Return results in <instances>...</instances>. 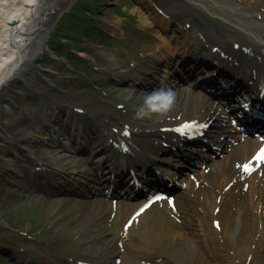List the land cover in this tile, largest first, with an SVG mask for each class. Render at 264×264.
<instances>
[{
  "label": "bare ground",
  "instance_id": "6f19581e",
  "mask_svg": "<svg viewBox=\"0 0 264 264\" xmlns=\"http://www.w3.org/2000/svg\"><path fill=\"white\" fill-rule=\"evenodd\" d=\"M59 1L0 0V93L11 94L10 99H5L7 104L14 95H20L13 90L8 92L10 86L19 83L31 87L34 79L39 78V72L26 69L34 57V53L29 54V47L35 42V49H41L42 41L38 40L41 26L62 12L58 9ZM161 4L165 8L157 11L156 19L158 23L162 19L164 27L172 26L173 7L166 1ZM178 4L180 14L192 11L188 18H179L180 39L173 50L170 47L164 50L156 43L160 36L138 11L144 28L152 31L148 38L152 45L128 61L118 62L105 55L106 70L115 81H128L140 89L151 83L148 77L156 79L157 74L166 87L173 88L179 84L172 82V77L183 78L184 74L212 99H217L223 105L221 110L202 101L188 88L181 96L175 94L168 110L152 112L157 115L154 121L150 120L152 114L120 115L100 107L94 114L103 127L96 129L84 127L81 122L90 107L72 106L81 113L68 110L64 123L58 117L63 105L51 100L44 107L45 123L34 118L29 126L14 134L19 146L4 151L13 154L24 150L33 154L40 167H48L45 172L55 173L54 166L65 165L66 170L70 169L68 185L92 184L96 196L111 199L96 203L93 211L97 218L114 213L112 200L117 195L113 190L122 186L120 190L126 188V193L130 188L139 192L136 197L127 195L137 203L124 204L121 212L116 209L123 224L116 242L103 241L104 254L98 251V257L90 254L77 264H107L110 259L105 256L107 252L114 258L121 243L133 245L137 240L144 252H149V240L157 242L151 252L154 264H164L163 249L191 255L193 264L195 255L196 264H205L204 257L213 264H264V159L259 158L264 150V0H178ZM134 96L135 105L140 97L137 93ZM224 117L233 119L232 126L226 127ZM210 128L215 130L216 142L228 138L226 148L216 146L214 156L221 155V159L205 164L197 157L194 173L182 180V188L172 193L168 181L175 180V173L160 167L168 169L167 160L190 162L193 153L183 147L201 140L198 132L206 133ZM113 129L118 132L112 133ZM251 132L262 134L253 139ZM232 140L234 143H230ZM37 146L40 148L35 152ZM76 151H82L85 158L82 163L71 165L69 155ZM97 153L101 155L97 157ZM165 155L168 159H162ZM103 163L107 164L110 176L97 181V169ZM151 163L158 167L154 164L151 168ZM158 195L160 199L146 207ZM117 222L113 228L119 227ZM192 226L200 228L201 241L197 242L204 257L197 254L193 234L187 233ZM100 227L102 241L111 233L112 225L107 221ZM222 251H227L228 256H223ZM14 254L11 259L25 264L21 253Z\"/></svg>",
  "mask_w": 264,
  "mask_h": 264
},
{
  "label": "rangeland",
  "instance_id": "374dc122",
  "mask_svg": "<svg viewBox=\"0 0 264 264\" xmlns=\"http://www.w3.org/2000/svg\"><path fill=\"white\" fill-rule=\"evenodd\" d=\"M165 1L173 7L171 15L174 17L171 18L173 25L169 27L162 25V19L159 20L161 23L156 19L157 11L165 8L161 4ZM75 4L77 6H74ZM177 4L178 0H60L58 9L62 12L55 14L50 21L41 26V34L38 37V40L42 41L41 49L37 51L36 43L31 44L29 54L34 53V57L27 61L26 65L28 71L39 72V78L34 79V87L19 86V83L15 87L10 86L8 92L13 90L20 95H14L9 104L5 99L7 97L10 99L11 94L8 96L7 93H0V264H19L16 263L17 260L11 259L15 255L14 252L22 254L25 264H77L90 254L98 257L100 254L97 252H102L103 241L114 244L115 237L123 225L116 209L121 212L124 204L137 203L134 198H127V195L136 197L138 191L130 188L129 193H126V188L121 191L119 187L113 190L114 195H117V198L112 200L114 213L107 218L102 216L97 218L98 214L93 211L98 206L96 203L100 199L106 202L111 199L102 195L96 196L94 189L91 188L92 184L86 182L83 185H68L66 181L70 169L66 170L65 165L54 166V170L57 171L55 173L45 172L48 167H40L36 157L27 151L13 154L4 152L12 151L19 146L13 138L14 134L24 130L34 118H40L39 122L45 123L44 114L47 111L45 108L49 101H58L63 105L58 117L64 123L68 119L65 113L71 111L72 106L90 107L91 111L86 117L81 118V122L84 127L89 125L96 129L102 125L99 118H95L96 109L103 107L120 115H125L126 112L137 113L141 106H145L146 97L160 89H171L178 97L182 95L183 90L191 88L202 101L209 102L215 109L223 108L217 99H212L207 91L196 86L194 79L184 77V74L183 78L172 77L171 81L179 84L177 86L174 84L173 88L166 87L164 80L157 74L156 79L148 77L151 83L146 85L145 89H140L128 81H115L106 70L108 63L105 55H111L118 62L128 61L140 50H146L152 45L148 40L152 31L144 28L138 11L142 12L143 17H147L149 27L160 36L156 43L163 46L164 50H168V47L173 50L180 39L179 18L182 20L188 18L192 11L185 10L180 14ZM72 6L74 9L70 11ZM135 93L140 98L134 105L133 101L137 100ZM77 110L73 109L76 113ZM151 116L150 120L154 121L157 115L152 113ZM224 120L226 127L232 126V118L224 117ZM214 131L210 128L206 133H201V140L188 144V151L192 152L194 157L191 158V163L167 160L168 169L165 166L160 167L175 173V180L168 181L171 188L173 187L172 193L182 188V180L194 173L197 157L205 164L211 163L214 159H221V155L214 156L216 146L221 144L226 148L229 141L228 138L222 137V141L216 142L213 138ZM111 132L116 134L118 131L113 129ZM203 136L205 137L202 138ZM200 142H205L209 149ZM230 143H234L233 140ZM39 148L37 146L35 152ZM183 149L186 150V147ZM82 153L76 151L69 155L71 165L82 163L85 158ZM99 153L97 157L101 155ZM163 158L168 159L167 155L162 156ZM154 164L157 166L156 163H151V168ZM108 173L107 164L103 163L97 169V181L107 180L110 176ZM107 221L111 222V233L108 232V237L101 241L100 226ZM115 222L118 228L117 226L113 228ZM187 233L193 234L197 254L200 253V256L204 257L202 255L204 251L197 242L201 241L198 237L201 234L200 228L192 226ZM139 235L141 239V229ZM139 243L138 240L133 245L121 243L114 258L111 257L110 251L107 252L105 256L110 258L106 261L107 264H154L155 257L151 252L156 249L154 247L157 242L149 240L150 253L144 252ZM190 249L193 251L194 247ZM162 254L164 264H193L191 255H183L173 249H163ZM222 254L228 256L227 251H222ZM112 260L113 263H110ZM193 260L196 264V255L193 256ZM202 260L206 261L205 264H213L205 257Z\"/></svg>",
  "mask_w": 264,
  "mask_h": 264
},
{
  "label": "clouds",
  "instance_id": "9594fccd",
  "mask_svg": "<svg viewBox=\"0 0 264 264\" xmlns=\"http://www.w3.org/2000/svg\"><path fill=\"white\" fill-rule=\"evenodd\" d=\"M175 98V93L171 89H160L154 91L147 98L145 106H141L136 115L138 117L150 116L154 111L168 110Z\"/></svg>",
  "mask_w": 264,
  "mask_h": 264
},
{
  "label": "snow or ice",
  "instance_id": "6c2138e0",
  "mask_svg": "<svg viewBox=\"0 0 264 264\" xmlns=\"http://www.w3.org/2000/svg\"><path fill=\"white\" fill-rule=\"evenodd\" d=\"M259 158L264 159V150L261 151V155Z\"/></svg>",
  "mask_w": 264,
  "mask_h": 264
},
{
  "label": "trees",
  "instance_id": "16d2710c",
  "mask_svg": "<svg viewBox=\"0 0 264 264\" xmlns=\"http://www.w3.org/2000/svg\"><path fill=\"white\" fill-rule=\"evenodd\" d=\"M79 11V10H78Z\"/></svg>",
  "mask_w": 264,
  "mask_h": 264
}]
</instances>
